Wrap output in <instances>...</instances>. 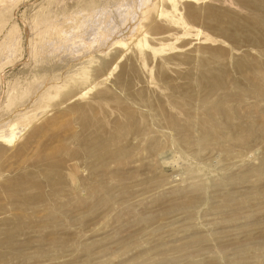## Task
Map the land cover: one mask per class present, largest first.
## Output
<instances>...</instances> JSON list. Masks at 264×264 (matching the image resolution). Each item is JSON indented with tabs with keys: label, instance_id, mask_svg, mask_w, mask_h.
I'll use <instances>...</instances> for the list:
<instances>
[{
	"label": "rangeland",
	"instance_id": "obj_1",
	"mask_svg": "<svg viewBox=\"0 0 264 264\" xmlns=\"http://www.w3.org/2000/svg\"><path fill=\"white\" fill-rule=\"evenodd\" d=\"M0 264H264V0H0Z\"/></svg>",
	"mask_w": 264,
	"mask_h": 264
},
{
	"label": "bare ground",
	"instance_id": "obj_2",
	"mask_svg": "<svg viewBox=\"0 0 264 264\" xmlns=\"http://www.w3.org/2000/svg\"><path fill=\"white\" fill-rule=\"evenodd\" d=\"M132 2V1H131ZM145 2V1H144ZM147 5V3H146ZM136 10H140V9H136ZM96 17H98V13L95 12L93 13L91 16L85 18L80 25H76L71 21H67L63 27V31L61 34H58L56 36V38L54 39L55 44L56 45H60L62 43H66L67 41L74 39L76 37H78L81 32H83L84 30H86V28L95 21V19H97ZM135 20V16L133 13H128V14H123L122 18L117 19L116 23L114 22L113 24V29L115 31V27H120L126 24H129L130 22ZM52 46L55 47V45L52 44ZM50 46V47H52ZM46 94V93H45Z\"/></svg>",
	"mask_w": 264,
	"mask_h": 264
}]
</instances>
